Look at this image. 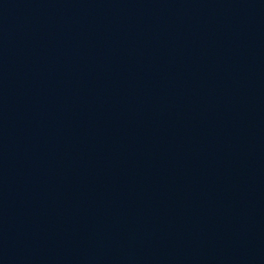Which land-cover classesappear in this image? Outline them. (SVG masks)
<instances>
[{
	"label": "water",
	"instance_id": "1",
	"mask_svg": "<svg viewBox=\"0 0 264 264\" xmlns=\"http://www.w3.org/2000/svg\"><path fill=\"white\" fill-rule=\"evenodd\" d=\"M0 264H264V0H0Z\"/></svg>",
	"mask_w": 264,
	"mask_h": 264
}]
</instances>
